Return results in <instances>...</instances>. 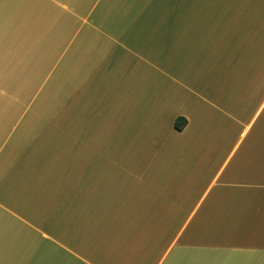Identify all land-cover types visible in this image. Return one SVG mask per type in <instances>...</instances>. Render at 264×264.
Masks as SVG:
<instances>
[{"label":"crops","instance_id":"0c3cea01","mask_svg":"<svg viewBox=\"0 0 264 264\" xmlns=\"http://www.w3.org/2000/svg\"><path fill=\"white\" fill-rule=\"evenodd\" d=\"M0 12V264H264V150L225 148L264 0Z\"/></svg>","mask_w":264,"mask_h":264},{"label":"rangeland","instance_id":"374dc122","mask_svg":"<svg viewBox=\"0 0 264 264\" xmlns=\"http://www.w3.org/2000/svg\"><path fill=\"white\" fill-rule=\"evenodd\" d=\"M2 15L3 13L0 12V17H2ZM2 65V60H0V71H3ZM47 72L48 71H44V74ZM57 77L61 76L57 75ZM63 78L66 79L64 76ZM47 79L48 75L46 76L45 74L44 83H46ZM59 83L62 84L63 82L59 81ZM246 83L251 84L252 87V91L249 93L252 97V105L245 109L244 123L241 125L237 124L234 129H232L230 137L225 142V148L239 150L234 160L238 159L241 155V151L244 149L264 150V71H246ZM49 84L51 85L45 88V100L52 94V82ZM54 98H61L59 92H56V95L54 92ZM250 120H252V124L245 136H243L242 133Z\"/></svg>","mask_w":264,"mask_h":264},{"label":"trees","instance_id":"16d2710c","mask_svg":"<svg viewBox=\"0 0 264 264\" xmlns=\"http://www.w3.org/2000/svg\"><path fill=\"white\" fill-rule=\"evenodd\" d=\"M187 123V120L183 117L181 118H178L175 122V127L178 129V130H182L184 128V126L186 125Z\"/></svg>","mask_w":264,"mask_h":264}]
</instances>
